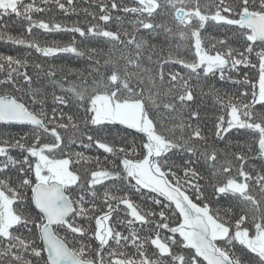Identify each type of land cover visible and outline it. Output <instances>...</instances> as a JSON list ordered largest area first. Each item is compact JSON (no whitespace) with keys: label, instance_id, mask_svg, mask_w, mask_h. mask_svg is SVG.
Here are the masks:
<instances>
[{"label":"snow or ice","instance_id":"snow-or-ice-1","mask_svg":"<svg viewBox=\"0 0 264 264\" xmlns=\"http://www.w3.org/2000/svg\"><path fill=\"white\" fill-rule=\"evenodd\" d=\"M50 3L75 11L74 0H0V16L27 22L20 35L0 31V41L45 58H86L91 80H51L61 93L54 103L77 110L65 122L63 111H44L26 56L0 54V124L29 129L0 135V264H264V164L247 170L264 161V0H99L98 12L84 9L96 21L86 29L34 18ZM115 13L130 15L129 27ZM209 27L224 35L206 36ZM33 29L102 38L107 49L42 44ZM161 36L166 47L153 42ZM240 66L257 69L254 82L226 76ZM193 76L223 113L208 135ZM216 76L249 90L222 94ZM109 125L128 130L119 144L100 135ZM233 130L246 141L220 148ZM93 145L103 160L72 148ZM132 190L154 194L159 210L136 203Z\"/></svg>","mask_w":264,"mask_h":264},{"label":"trees","instance_id":"trees-1","mask_svg":"<svg viewBox=\"0 0 264 264\" xmlns=\"http://www.w3.org/2000/svg\"><path fill=\"white\" fill-rule=\"evenodd\" d=\"M62 2H64L66 7H68L66 0H62ZM117 2L118 3L123 2L127 5H131L132 0H117ZM96 3H99V0H74L73 7L75 8V11H72L70 9L67 14H65L60 9H58L54 4L50 3L48 7L51 9V11L35 14L34 18H42L50 22L55 21L68 27H71L73 25H79L80 27L86 29L90 23H95L96 21H93L92 17L88 16L85 13L84 9L98 12V9L95 8ZM115 14H119L122 17H124L125 18L124 27H129L128 21L131 18L130 15L125 16L124 13H115ZM21 25H23V28H26L27 22L22 20H16L14 17L0 16V31L7 30L11 32L13 35H20L23 32V28L21 27ZM110 27L112 28V30H116L115 21L111 23ZM24 34L27 35L26 33ZM33 34L36 36V38L39 39V41L42 44L45 43L53 44L55 42L60 44L61 46H64L71 43V41L75 39L77 46L80 48L103 47L105 48V50L107 49V45L103 43L102 38L80 37L79 34L70 33V32L43 33L39 29H33ZM205 35L222 37L224 35V32L222 30L217 31L214 28L209 27ZM153 42L159 45H164L165 47L167 46L163 36L157 37ZM232 46L238 47V44H236L235 41H233ZM256 50L260 51V48H257ZM0 54L26 56L27 60L29 61V67L27 68V71L34 78V87L43 88L46 92V99L43 104L44 111H46L49 115L52 114L53 109H56L57 113L63 111L65 113V122L67 121V115L75 114V112L77 111L76 109L63 108V106L54 103L52 98L53 91H55L57 94H61V93L59 88H55L52 85L51 80H56L61 83H64L65 87H67L68 83L70 82L78 83L79 82L78 77L81 73H83L84 77L90 81L91 77L87 75L89 71V61L86 58H80L71 53H58L56 56L45 58L35 53L34 50L21 48L16 45L5 43L4 41H0ZM250 59L253 62H256L255 54H252ZM37 63L43 65V72H40V70L34 68V65ZM50 68L55 72V75L52 76L51 78L45 75V73ZM168 68L169 66L165 65V74H167ZM61 69H63V71H61ZM68 69H72V71L69 72ZM172 70L173 71L180 70L182 72L184 71L180 69L178 65L172 66ZM101 71H103V69H101ZM38 72H39V77H37ZM229 74L232 76L234 80H241V81L244 79V75L248 74V76L253 80V82L255 81L258 75L257 69L245 68L243 66H240L239 72H235V71L231 73L226 72V76ZM0 78H3V73H0ZM210 82L212 85H215V87L219 89L220 93L222 94L227 93L228 95H236L238 92L249 90L248 85H244L242 83L233 84L227 79L221 81L219 80L218 76L210 78ZM190 83L195 89L197 95L196 106L199 108L201 113L200 127L202 128L204 134L208 135L210 134V131L213 129V125L214 122L216 121L217 116L223 114L222 110L220 109L219 105L216 104L215 97L209 94V87L205 85L203 78L199 82V86L197 85V80L194 76L190 78ZM17 95H22V93H17ZM25 101L26 103H28V106L30 108L39 109L41 107L39 104L32 105L27 97H25ZM80 115L82 116L83 114L81 113ZM81 127L83 128V125H81ZM106 127L111 130L110 133L103 132L100 135L108 136L110 140L114 139L117 144L120 143V137L123 136L126 131H128L123 129V127L120 125H116V126L109 125ZM28 130H29L28 126L0 124V135L10 134L12 136H19L24 132H27ZM117 130H119V133L117 132ZM246 139L247 136L242 131L233 130L229 134V139L227 141H217L216 143L222 149H228V145L231 144L232 147L231 149L228 150H238L236 149V145L244 143ZM130 141H131V137H129V142ZM84 143H88L86 138L84 139ZM77 145H79V140L77 141ZM72 148L73 151H83L85 155H89V156L98 155L101 160H103L106 155L101 150H96L94 148V145L91 148H87V149L81 148L79 146H72ZM13 154L16 155L18 153L14 152ZM109 159H115V158L109 157ZM262 164H264V161L258 159L250 160L247 165V170L252 171L255 174L260 170ZM108 183L109 186H111V182ZM102 191L103 190H101V194ZM209 191H211V189H209ZM151 195L154 194H148L145 192V197H147L145 198V197H141V195L135 192L134 190L131 191V198L136 203L140 204L142 207H151L158 211L159 210L158 206L151 203V199H150ZM119 215L122 218L124 213L121 212ZM169 215H171V213H169ZM117 227L120 231H123L125 235L128 234L127 229L124 226L117 225ZM137 229H139L138 225H137ZM141 235L147 236L149 235V233L145 231L142 232Z\"/></svg>","mask_w":264,"mask_h":264}]
</instances>
